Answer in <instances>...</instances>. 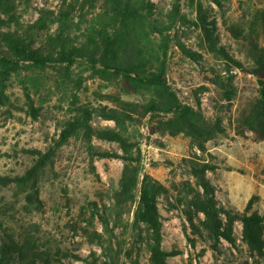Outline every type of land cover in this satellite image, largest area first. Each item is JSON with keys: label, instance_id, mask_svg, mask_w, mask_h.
<instances>
[{"label": "rangeland", "instance_id": "obj_1", "mask_svg": "<svg viewBox=\"0 0 264 264\" xmlns=\"http://www.w3.org/2000/svg\"><path fill=\"white\" fill-rule=\"evenodd\" d=\"M174 1L151 0L155 15L162 12L163 20L171 26L170 33L199 50L206 67L222 71L228 67L233 80L232 85L220 88L209 69L202 70L198 63L175 48L170 54L167 80L175 86L180 99L200 113L202 122L214 124L217 117H221L220 129L200 145L186 133H151L134 121L125 122L127 129L123 132L132 143L131 152L137 155L140 150L142 154L143 173L165 186L158 197V206L163 221L162 247L171 253L166 264H264V256L250 253L240 217L232 224L234 240L221 236L217 248H213L214 242L206 233L194 229L187 219V215L192 214L194 225L200 226V219L204 217L193 205L196 191L202 189L191 173L194 165L203 164L210 167L206 174L220 205L229 215L252 212L264 215V139H257L255 133L241 123L257 94L258 84L254 75L238 69L224 54L244 64H254L251 40L264 46V0H180L182 11L190 21L170 23L172 19L168 14ZM12 2L10 12L0 13V24L21 32L37 20L41 9L57 12L62 8L61 0ZM102 12L99 7L87 6L84 11L76 7L67 21L74 30L70 40L93 27ZM101 16L106 23L105 12ZM51 24L49 32L60 31L57 18ZM59 70L67 73L61 67L43 69L26 64L7 81L9 100L0 105V172L16 167L15 149L48 144L67 120L81 115L82 107H89L90 129L82 126L56 150L55 170L49 173L43 193L46 212L36 217L46 228L55 233L63 232L72 241V247L78 248L75 252L85 256L91 248L99 250L98 246L80 233L75 234L70 227L73 224L88 226L80 217L82 212H90L92 200L111 205L124 165V159L119 156L126 154L118 142L92 134L106 127L121 128L114 120L103 117L100 110L103 106L107 110L116 105L109 98L120 96L142 102L147 95L143 91L125 93L119 85L101 81L85 65L71 67L69 73L73 81L65 79ZM229 74L223 72L224 77ZM225 94H230L231 99ZM27 95L39 109L36 118L27 106ZM91 150L98 153L91 155ZM91 159L96 170L91 167ZM223 216L228 218L226 214ZM95 225L102 229L99 221L95 220ZM138 254L141 264H149V253L143 245ZM64 262L84 264L81 259Z\"/></svg>", "mask_w": 264, "mask_h": 264}, {"label": "trees", "instance_id": "obj_2", "mask_svg": "<svg viewBox=\"0 0 264 264\" xmlns=\"http://www.w3.org/2000/svg\"><path fill=\"white\" fill-rule=\"evenodd\" d=\"M61 4L62 8L57 12L41 9L37 20L24 32L0 24V105L9 100L7 81L26 64L43 69L65 68L67 73L61 70L58 73L69 81H73L69 73L71 67L85 65L101 81L117 84L125 93L143 91L147 97L142 102L120 96L109 98L116 105L107 110L103 106L100 113L122 129L106 127L92 133L101 139L118 142L126 153L119 156L124 159V165L111 205L92 200L90 212H82L80 217L88 226L73 224L70 227L75 234L80 233L96 244L99 250L91 248L82 256L75 252L78 248L72 247V241L63 232L55 233L36 218L39 213L46 212L43 193L49 173L55 170L56 150L82 126L90 129L91 109L82 107L83 113L67 120L48 144L15 149L16 167L0 172V264H65V260L77 259L84 264H141L138 250L142 245L149 253V264H166L171 253L162 247L163 221L158 206V197L165 186L150 174L143 173L142 154L140 150L137 155L131 152L132 143L123 132L127 129L125 122L134 121L151 133H186L202 145L220 129L222 119L218 116L214 124L202 122L200 113L180 99L175 86L167 80L171 51L177 48L202 70L209 69L214 75V83L222 89L232 85L231 70L206 67L201 62L199 50L170 33L171 26L163 20L162 12L155 15L151 0H61ZM13 6L12 0H0V13L7 14ZM87 6L103 9L102 14L105 12L108 21L104 23L99 14L100 20L93 27L70 40L74 33L67 23L70 14L76 7L84 11ZM181 6L180 0L173 2L168 14L172 19L170 23L190 21ZM56 18L61 29L49 32ZM250 45L254 64H244L224 54L238 69L256 78L257 94L241 123L261 140L264 139V46L257 40H251ZM223 72L230 74L224 77ZM225 97L231 99L230 94ZM26 99L31 115L36 118L39 109L34 106L32 97L27 95ZM90 153L98 152L91 150ZM91 161L92 169L96 170ZM209 168L207 164L192 167L191 173L202 189L196 191L193 205L204 217L200 219V226L194 225L192 214L187 215L188 221L194 229L206 233L214 242L213 248H217L221 236L234 240L232 224L240 217L250 253L264 256V215L258 212L229 215L220 205L206 174ZM224 214L228 218H224ZM95 220L101 224V230Z\"/></svg>", "mask_w": 264, "mask_h": 264}]
</instances>
